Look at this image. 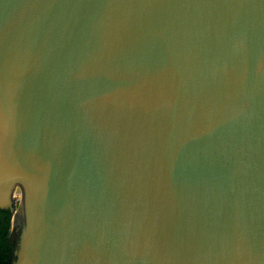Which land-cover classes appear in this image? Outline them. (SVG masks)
<instances>
[{
	"label": "water",
	"instance_id": "95a60500",
	"mask_svg": "<svg viewBox=\"0 0 264 264\" xmlns=\"http://www.w3.org/2000/svg\"><path fill=\"white\" fill-rule=\"evenodd\" d=\"M0 217L11 264H264V0H0Z\"/></svg>",
	"mask_w": 264,
	"mask_h": 264
},
{
	"label": "trees",
	"instance_id": "16d2710c",
	"mask_svg": "<svg viewBox=\"0 0 264 264\" xmlns=\"http://www.w3.org/2000/svg\"><path fill=\"white\" fill-rule=\"evenodd\" d=\"M11 240L10 220L0 217V264H11L13 247Z\"/></svg>",
	"mask_w": 264,
	"mask_h": 264
},
{
	"label": "rangeland",
	"instance_id": "374dc122",
	"mask_svg": "<svg viewBox=\"0 0 264 264\" xmlns=\"http://www.w3.org/2000/svg\"><path fill=\"white\" fill-rule=\"evenodd\" d=\"M13 234H14V230L11 229V238H12Z\"/></svg>",
	"mask_w": 264,
	"mask_h": 264
},
{
	"label": "bare ground",
	"instance_id": "6f19581e",
	"mask_svg": "<svg viewBox=\"0 0 264 264\" xmlns=\"http://www.w3.org/2000/svg\"><path fill=\"white\" fill-rule=\"evenodd\" d=\"M12 225H13V223H12ZM14 226V225H13Z\"/></svg>",
	"mask_w": 264,
	"mask_h": 264
}]
</instances>
